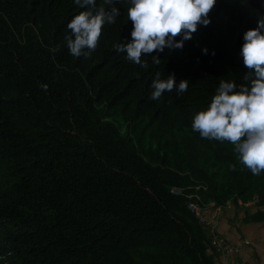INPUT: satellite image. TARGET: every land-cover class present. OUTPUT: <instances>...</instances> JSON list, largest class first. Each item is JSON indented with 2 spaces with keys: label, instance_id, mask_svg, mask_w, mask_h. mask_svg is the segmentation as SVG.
Instances as JSON below:
<instances>
[{
  "label": "trees",
  "instance_id": "obj_1",
  "mask_svg": "<svg viewBox=\"0 0 264 264\" xmlns=\"http://www.w3.org/2000/svg\"><path fill=\"white\" fill-rule=\"evenodd\" d=\"M114 6L98 47L74 57V0H0V264H220L190 204L264 206V171L191 127L221 79L250 83L239 52L258 16L243 29L210 12L183 49L141 67L115 47L132 22L128 0ZM158 73L188 90L150 99Z\"/></svg>",
  "mask_w": 264,
  "mask_h": 264
},
{
  "label": "clouds",
  "instance_id": "obj_2",
  "mask_svg": "<svg viewBox=\"0 0 264 264\" xmlns=\"http://www.w3.org/2000/svg\"><path fill=\"white\" fill-rule=\"evenodd\" d=\"M74 3L84 10L67 24L71 30L66 37L67 48L74 57L90 56L98 47L102 28L115 23L121 9L114 6L115 0H74ZM128 3L131 39L115 47L118 52L126 54L127 60L147 67L142 56L148 57L156 52L152 59L158 64L161 61L159 53L166 48L183 49L200 26L211 24L210 12L217 0H128ZM243 40L239 55L248 69L245 78L250 83L237 85L235 81L221 79L210 104L194 116L191 127L203 138L232 143L240 161L252 174L260 175L264 171V16L258 17L256 28L244 32ZM202 52L207 55L209 49L204 47ZM211 54L215 55V51ZM43 87L46 89L47 85ZM188 87L186 79L177 82L174 74L160 79L158 73L151 82L150 99L158 100L165 92L174 89L181 94ZM251 202L258 205L257 200ZM251 202L239 201V205L246 206ZM210 207L219 208L214 204L202 208L205 211L202 220L210 225L207 230L214 227L217 231L218 209L209 218ZM197 216L201 218V215Z\"/></svg>",
  "mask_w": 264,
  "mask_h": 264
},
{
  "label": "rangeland",
  "instance_id": "obj_3",
  "mask_svg": "<svg viewBox=\"0 0 264 264\" xmlns=\"http://www.w3.org/2000/svg\"><path fill=\"white\" fill-rule=\"evenodd\" d=\"M252 5H253L252 0H217L216 5L214 6L213 10L211 11V14H213V15L218 14L216 18L219 21H231L233 23H239L243 29L244 28L246 29L248 24L251 22L252 18L257 17V16L258 17L263 16ZM235 6H239V10L235 11ZM254 203L255 202L248 203V205H246V206L245 205L241 206L239 204L237 205L234 202L229 203L228 206H230V210H231L230 215L231 216L230 217L227 216V219L231 225V228H234V226H236V227L239 226L246 215L253 214L257 210H259L257 203L256 204H254ZM214 210H215V208H214ZM262 210L264 211V206H263ZM209 218H210V213H209ZM200 219H201V222L203 224V227L206 229V231L209 234V237L212 240V228H210V230H207V228L210 225L205 220H202V216ZM219 219L220 218H218V217H216V219H215L216 221H218V224H219ZM207 221H208V219H207ZM251 224H253V223H251ZM250 228H251V231H249L248 234H246V236L249 239L255 237L256 235L258 236V235H262L264 233V223H258L257 225H250ZM252 231L255 232L253 237H252V233H251ZM216 232L220 233L219 229ZM249 239H244V241H242L239 244H235V243L230 242V241H229V243L233 244L235 246H239V245L245 244V242H248L249 243L248 247L253 246V243L255 245H257V243L253 242L252 239H251V241ZM248 247H246V248H248ZM240 250H241V248H240ZM243 251H245V249L241 250V252H239V253H235L236 254L235 256L241 255L243 253ZM220 256H222L221 253H220Z\"/></svg>",
  "mask_w": 264,
  "mask_h": 264
},
{
  "label": "crops",
  "instance_id": "obj_4",
  "mask_svg": "<svg viewBox=\"0 0 264 264\" xmlns=\"http://www.w3.org/2000/svg\"><path fill=\"white\" fill-rule=\"evenodd\" d=\"M215 208V207H214ZM210 207L209 212L210 214L214 213L216 209H218V215H219V224L218 229L219 232L230 242H233L235 244H239L244 239H249L246 234H248L249 231H251L250 225H257L258 223L248 224L242 222L239 226H234V228H231V225L227 219V216H231V210L230 206L226 207H219L215 208ZM214 210V211H213ZM252 237L254 236L255 232H251ZM253 242L257 243L255 245L253 243V246H250L248 248H245V251L241 255L238 256H220L218 258V261L220 264H264V233L262 235H256L255 237L251 238ZM251 239H249L251 241ZM247 249V250H246Z\"/></svg>",
  "mask_w": 264,
  "mask_h": 264
},
{
  "label": "built area",
  "instance_id": "obj_5",
  "mask_svg": "<svg viewBox=\"0 0 264 264\" xmlns=\"http://www.w3.org/2000/svg\"><path fill=\"white\" fill-rule=\"evenodd\" d=\"M248 205V204H247ZM190 208L197 214V215H203L204 210L200 207H198L195 204H190ZM215 231V232H214ZM249 246L248 242H245L243 245L235 246L233 244H230L223 238L221 235H219L215 228H212V248H214L217 252L226 255V256H232L235 253L241 252V250H244L246 247ZM241 248V250H240Z\"/></svg>",
  "mask_w": 264,
  "mask_h": 264
}]
</instances>
